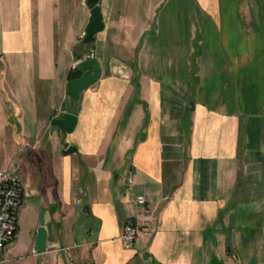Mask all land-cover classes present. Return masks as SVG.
I'll return each instance as SVG.
<instances>
[{"label": "crops", "instance_id": "crops-1", "mask_svg": "<svg viewBox=\"0 0 264 264\" xmlns=\"http://www.w3.org/2000/svg\"><path fill=\"white\" fill-rule=\"evenodd\" d=\"M98 4L83 42L88 0H0V167L23 190L0 264H264V0ZM91 51L100 77L72 99Z\"/></svg>", "mask_w": 264, "mask_h": 264}, {"label": "built area", "instance_id": "built-area-1", "mask_svg": "<svg viewBox=\"0 0 264 264\" xmlns=\"http://www.w3.org/2000/svg\"><path fill=\"white\" fill-rule=\"evenodd\" d=\"M94 57L91 51L87 58ZM72 68H75L73 65ZM128 181L132 182V177H128ZM22 182L19 174L8 167H0V252L13 240L17 228V211L22 199ZM135 200L143 203L144 198L137 195ZM141 220L137 218L135 222H127L123 225L120 239L123 247L130 249L133 247L135 240L140 236L149 235L152 228L140 227L145 221H151L153 212L149 209H143ZM37 251L31 248V253Z\"/></svg>", "mask_w": 264, "mask_h": 264}, {"label": "water", "instance_id": "water-1", "mask_svg": "<svg viewBox=\"0 0 264 264\" xmlns=\"http://www.w3.org/2000/svg\"><path fill=\"white\" fill-rule=\"evenodd\" d=\"M99 0H88L92 4L90 10L89 21L85 27V32L83 35V42H89L94 38V34L102 29L103 21L100 6L98 4ZM77 69L79 76L71 78L66 87V92L72 99H77L79 93L96 82L100 77V65L97 59L94 58H84L77 63ZM91 69V73L88 72ZM192 106V102L189 103ZM76 122V116L72 113L63 112L62 117L53 119V123L56 124L65 132H69L73 129ZM75 148L73 146L67 147L63 150V153H71ZM50 229V224L44 221V211L39 213V225L36 230V236L34 241V249L37 252H42L45 250V238L47 230Z\"/></svg>", "mask_w": 264, "mask_h": 264}, {"label": "rangeland", "instance_id": "rangeland-1", "mask_svg": "<svg viewBox=\"0 0 264 264\" xmlns=\"http://www.w3.org/2000/svg\"><path fill=\"white\" fill-rule=\"evenodd\" d=\"M238 11H240V10H238ZM241 13V12H240ZM240 13H239V15H238V17L240 16ZM194 16V15H193ZM193 19L194 20H196L194 17H193ZM241 38H244V35L243 34H231L230 35V39H231V41H232V45H234V43H236V42H239V39H241ZM242 42H243V40H242ZM193 43L195 44L196 43V41H193ZM35 197L36 198H38V196L37 195H35Z\"/></svg>", "mask_w": 264, "mask_h": 264}, {"label": "trees", "instance_id": "trees-1", "mask_svg": "<svg viewBox=\"0 0 264 264\" xmlns=\"http://www.w3.org/2000/svg\"><path fill=\"white\" fill-rule=\"evenodd\" d=\"M76 75H78V76H79V73H76ZM74 76H75V75H73V78H74Z\"/></svg>", "mask_w": 264, "mask_h": 264}]
</instances>
